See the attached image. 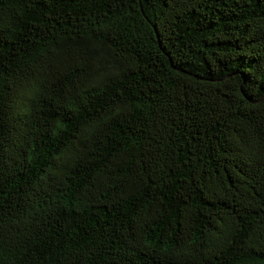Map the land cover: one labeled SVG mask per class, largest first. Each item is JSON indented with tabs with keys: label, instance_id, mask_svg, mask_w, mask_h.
Returning <instances> with one entry per match:
<instances>
[{
	"label": "trees",
	"instance_id": "16d2710c",
	"mask_svg": "<svg viewBox=\"0 0 264 264\" xmlns=\"http://www.w3.org/2000/svg\"><path fill=\"white\" fill-rule=\"evenodd\" d=\"M0 264H264V0H0Z\"/></svg>",
	"mask_w": 264,
	"mask_h": 264
}]
</instances>
